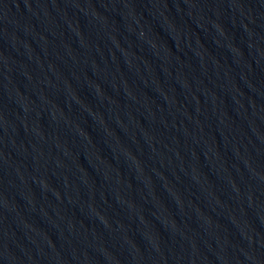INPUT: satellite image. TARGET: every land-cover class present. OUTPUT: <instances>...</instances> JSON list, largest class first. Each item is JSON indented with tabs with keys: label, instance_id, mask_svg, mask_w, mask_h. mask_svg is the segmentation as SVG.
Segmentation results:
<instances>
[{
	"label": "water",
	"instance_id": "obj_1",
	"mask_svg": "<svg viewBox=\"0 0 264 264\" xmlns=\"http://www.w3.org/2000/svg\"><path fill=\"white\" fill-rule=\"evenodd\" d=\"M0 264H264V0H0Z\"/></svg>",
	"mask_w": 264,
	"mask_h": 264
}]
</instances>
